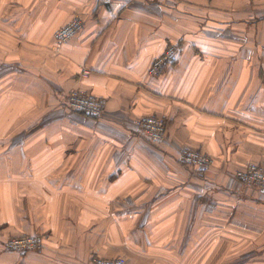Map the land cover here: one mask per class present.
<instances>
[{
  "label": "crops",
  "instance_id": "1",
  "mask_svg": "<svg viewBox=\"0 0 264 264\" xmlns=\"http://www.w3.org/2000/svg\"><path fill=\"white\" fill-rule=\"evenodd\" d=\"M74 17L83 28L53 49ZM71 89L106 99L104 115L66 109ZM148 115L166 123L156 145L133 125ZM181 148L212 166L187 167ZM252 163L264 0H0V264H264V195L234 178ZM22 235L42 248L5 249Z\"/></svg>",
  "mask_w": 264,
  "mask_h": 264
},
{
  "label": "built area",
  "instance_id": "2",
  "mask_svg": "<svg viewBox=\"0 0 264 264\" xmlns=\"http://www.w3.org/2000/svg\"><path fill=\"white\" fill-rule=\"evenodd\" d=\"M158 3H167L169 0H153ZM83 28V21L79 17H74L67 24L59 28L54 33L53 49L70 39H72ZM176 53V45L170 44L164 53L157 57L150 68L148 74L154 76L160 72L162 67L169 63ZM89 71L85 68L81 71V77H86ZM62 105L70 110L86 114L94 118H100L105 113L106 99L97 97L82 89H71L62 98ZM133 125L150 142L160 143L166 137V123L163 118L148 115L133 120ZM178 161L187 167L206 171L212 166V160L199 150L181 148L177 153ZM234 178L240 183L258 189L264 195V167L259 164H249L243 169H238L234 173ZM43 246V239L39 235H22L6 240L5 249L21 253L25 251L40 250ZM88 264H125L122 257L103 258L93 255Z\"/></svg>",
  "mask_w": 264,
  "mask_h": 264
},
{
  "label": "rangeland",
  "instance_id": "3",
  "mask_svg": "<svg viewBox=\"0 0 264 264\" xmlns=\"http://www.w3.org/2000/svg\"><path fill=\"white\" fill-rule=\"evenodd\" d=\"M83 114V113H82ZM84 115H86V114H84ZM88 116V115H87ZM90 117V116H89ZM94 118V117H93ZM137 134H139V132H137ZM140 135V137L141 138H143V139H145L146 141H147V143H149V144H151V145H156V144H158V143H152V142H150L142 133H140L139 134ZM240 183V182H239ZM240 184H242V183H240ZM242 185H244V184H242ZM244 186H247V185H244ZM249 187H251V188H253L254 189V187H252V186H249ZM256 189V188H255ZM257 191H258V189H256ZM219 235V234H218ZM220 236L221 237H223V234L221 233L220 234ZM201 239H208V236H207V232L206 233H201ZM219 251L221 252V254H225V251H227V254H230V253H233L234 255H240V254H248V252H245V251H249V249L248 250H244L243 252H241V249L240 248H224V247H222V248H219ZM200 252L201 253H206L207 254V252H208V249L207 248H200Z\"/></svg>",
  "mask_w": 264,
  "mask_h": 264
},
{
  "label": "trees",
  "instance_id": "4",
  "mask_svg": "<svg viewBox=\"0 0 264 264\" xmlns=\"http://www.w3.org/2000/svg\"><path fill=\"white\" fill-rule=\"evenodd\" d=\"M19 237V236H18ZM101 257V256H100ZM104 258V257H103Z\"/></svg>",
  "mask_w": 264,
  "mask_h": 264
}]
</instances>
